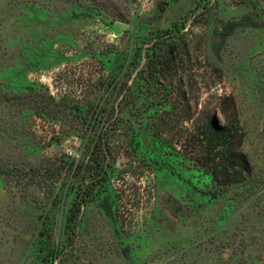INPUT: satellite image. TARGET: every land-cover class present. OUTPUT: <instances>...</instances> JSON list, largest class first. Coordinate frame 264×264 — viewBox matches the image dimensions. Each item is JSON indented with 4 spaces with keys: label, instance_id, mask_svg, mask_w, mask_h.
Returning a JSON list of instances; mask_svg holds the SVG:
<instances>
[{
    "label": "rangeland",
    "instance_id": "374dc122",
    "mask_svg": "<svg viewBox=\"0 0 264 264\" xmlns=\"http://www.w3.org/2000/svg\"><path fill=\"white\" fill-rule=\"evenodd\" d=\"M0 264H264V0H0Z\"/></svg>",
    "mask_w": 264,
    "mask_h": 264
},
{
    "label": "trees",
    "instance_id": "16d2710c",
    "mask_svg": "<svg viewBox=\"0 0 264 264\" xmlns=\"http://www.w3.org/2000/svg\"><path fill=\"white\" fill-rule=\"evenodd\" d=\"M124 97H129V93L125 94ZM56 106V104L53 105L50 110L55 109ZM44 107V110H48V105ZM233 113L235 115L234 111ZM109 126L110 123L106 118L102 128L106 131ZM203 129L204 131L197 135L202 149L201 161L198 160V162H202L213 181H216L222 189H227L242 182L250 172V166L246 157L240 152L239 145L236 142V132L233 130L231 123L219 126L209 122L205 124ZM106 142L107 140L104 139L101 143L105 148Z\"/></svg>",
    "mask_w": 264,
    "mask_h": 264
}]
</instances>
